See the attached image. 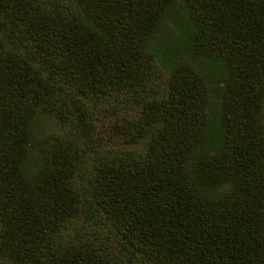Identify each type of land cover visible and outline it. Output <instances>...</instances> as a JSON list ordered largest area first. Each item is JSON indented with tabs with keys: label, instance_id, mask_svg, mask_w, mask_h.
Wrapping results in <instances>:
<instances>
[{
	"label": "trees",
	"instance_id": "trees-1",
	"mask_svg": "<svg viewBox=\"0 0 264 264\" xmlns=\"http://www.w3.org/2000/svg\"><path fill=\"white\" fill-rule=\"evenodd\" d=\"M0 264H264V0H0Z\"/></svg>",
	"mask_w": 264,
	"mask_h": 264
}]
</instances>
